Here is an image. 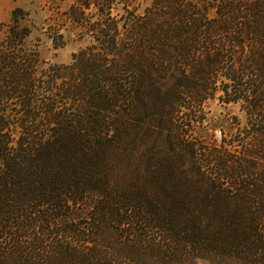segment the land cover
<instances>
[{"label":"trees","instance_id":"16d2710c","mask_svg":"<svg viewBox=\"0 0 264 264\" xmlns=\"http://www.w3.org/2000/svg\"><path fill=\"white\" fill-rule=\"evenodd\" d=\"M70 14L95 41L71 65L0 24V264H264V0ZM208 100L245 114L219 145Z\"/></svg>","mask_w":264,"mask_h":264},{"label":"rangeland","instance_id":"374dc122","mask_svg":"<svg viewBox=\"0 0 264 264\" xmlns=\"http://www.w3.org/2000/svg\"><path fill=\"white\" fill-rule=\"evenodd\" d=\"M122 0H115V2ZM76 0H0V24L10 22L12 12L22 9L27 15L23 19L31 34L27 46L37 49L42 60L48 64L71 65L73 54L95 45L92 33L84 26L75 22L70 14V8ZM138 4V2H135ZM118 11L113 14H124L123 5H116ZM83 24L96 22V8L85 9ZM90 21V22H89ZM2 33V32H1ZM205 121L194 135L212 144H220L223 135L227 138L238 131V120L246 123L245 114L239 105L220 103L218 100H208L204 108ZM196 264H211L204 259H197Z\"/></svg>","mask_w":264,"mask_h":264}]
</instances>
